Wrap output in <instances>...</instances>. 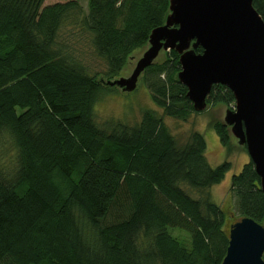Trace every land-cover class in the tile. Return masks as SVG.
I'll use <instances>...</instances> for the list:
<instances>
[{
	"label": "trees",
	"instance_id": "obj_1",
	"mask_svg": "<svg viewBox=\"0 0 264 264\" xmlns=\"http://www.w3.org/2000/svg\"><path fill=\"white\" fill-rule=\"evenodd\" d=\"M60 1L0 0V264H221L227 216L209 190L229 165L212 168L200 134L180 143L165 123L200 113L177 81L178 55L141 79L161 115L145 110L135 124L94 116L101 93L115 89L97 75L121 74L169 0H85V14L80 0ZM252 5L264 21V0ZM78 32L90 36L101 73L87 74L69 38ZM206 102L230 107L234 98L213 85ZM211 124L229 147L226 128ZM230 193L240 219L264 226L250 161ZM172 229L189 235V248Z\"/></svg>",
	"mask_w": 264,
	"mask_h": 264
},
{
	"label": "water",
	"instance_id": "obj_2",
	"mask_svg": "<svg viewBox=\"0 0 264 264\" xmlns=\"http://www.w3.org/2000/svg\"><path fill=\"white\" fill-rule=\"evenodd\" d=\"M253 0H169L162 24L143 47L127 56L121 74L95 83L123 94L136 90L145 70L178 55L177 81L196 112L206 111L213 85L229 89L234 109L213 116L226 128L229 145L245 150L259 178L264 200V21ZM200 47L202 52L195 53ZM130 67V72L126 70ZM264 226L244 217L231 224L221 264H264Z\"/></svg>",
	"mask_w": 264,
	"mask_h": 264
},
{
	"label": "rangeland",
	"instance_id": "obj_3",
	"mask_svg": "<svg viewBox=\"0 0 264 264\" xmlns=\"http://www.w3.org/2000/svg\"><path fill=\"white\" fill-rule=\"evenodd\" d=\"M56 1L62 2L60 0H44L43 5L47 6ZM79 4L85 14L87 11L86 1L80 0ZM69 38L72 39L71 43L78 51V57L82 65L86 67L87 74L94 76L97 73H101L104 70V64L94 56L90 36L78 32L75 36ZM126 71L130 72V67ZM228 108L234 109L233 104ZM93 110L95 120L99 124L117 120L135 124L139 122L141 114L145 110H153L157 115L162 114L161 109L154 104L148 89L141 80L136 90L129 94H123L114 88L104 91L95 103ZM222 113L221 108L214 111L210 106L204 112L190 115L186 121L170 118H164V120L170 132L180 143L186 142L191 133L200 134L206 145L204 156L212 168L218 167L223 163L229 165V170L224 175V178L209 190L212 201L225 211L227 219L224 228L228 232L229 225L240 219L234 207L233 196L230 193L231 177L238 174L250 159L244 150L233 146L232 143L229 147H224L221 144L219 136L212 129L211 123L214 119L213 116H221L223 115ZM9 149L10 146L5 142L3 150L7 151ZM170 234L183 247H190L191 239L186 232L180 229H172Z\"/></svg>",
	"mask_w": 264,
	"mask_h": 264
}]
</instances>
